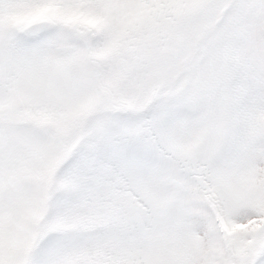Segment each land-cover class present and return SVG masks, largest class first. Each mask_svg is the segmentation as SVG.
<instances>
[{"label": "snow or ice", "instance_id": "1", "mask_svg": "<svg viewBox=\"0 0 264 264\" xmlns=\"http://www.w3.org/2000/svg\"><path fill=\"white\" fill-rule=\"evenodd\" d=\"M0 264H264V0H0Z\"/></svg>", "mask_w": 264, "mask_h": 264}]
</instances>
